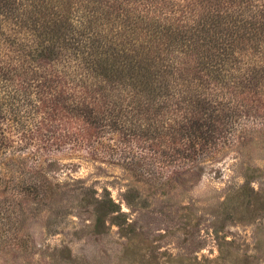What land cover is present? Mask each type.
Returning a JSON list of instances; mask_svg holds the SVG:
<instances>
[{
	"label": "rangeland",
	"instance_id": "obj_1",
	"mask_svg": "<svg viewBox=\"0 0 264 264\" xmlns=\"http://www.w3.org/2000/svg\"><path fill=\"white\" fill-rule=\"evenodd\" d=\"M112 1L128 10L119 20L124 34L136 37L139 16L189 24L218 7L210 0ZM237 1L229 11L238 17L264 2ZM155 4L165 8L157 13ZM259 44H241L232 68L264 66ZM68 74L73 84L84 71L71 65ZM219 88L205 93L221 99L226 129L195 162L133 138L128 127L81 148L24 149L15 138L17 151L0 163V264H264V95L246 100ZM109 93L124 117L140 105L126 87ZM99 202L112 209L100 228Z\"/></svg>",
	"mask_w": 264,
	"mask_h": 264
},
{
	"label": "trees",
	"instance_id": "obj_2",
	"mask_svg": "<svg viewBox=\"0 0 264 264\" xmlns=\"http://www.w3.org/2000/svg\"><path fill=\"white\" fill-rule=\"evenodd\" d=\"M210 1L218 7L189 24L157 19L165 7L155 4L158 15L139 16L136 37L119 24L129 17L121 2L0 0V163L17 151L15 138L24 149L81 148L124 127L180 160L209 152L226 124L221 99L206 88L264 95V66L232 68L241 44L264 41V2L238 17L229 11L237 0ZM197 3L204 1L188 5ZM69 65L84 71L78 83H70ZM120 86L140 103L130 116L111 101L109 88ZM111 210L99 202L96 227Z\"/></svg>",
	"mask_w": 264,
	"mask_h": 264
}]
</instances>
